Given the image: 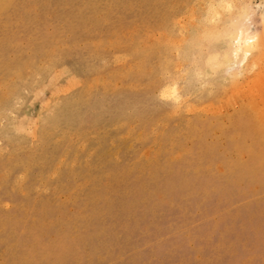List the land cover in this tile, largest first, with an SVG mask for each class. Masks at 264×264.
Masks as SVG:
<instances>
[{"label":"rangeland","instance_id":"rangeland-1","mask_svg":"<svg viewBox=\"0 0 264 264\" xmlns=\"http://www.w3.org/2000/svg\"><path fill=\"white\" fill-rule=\"evenodd\" d=\"M0 264H264V0H0Z\"/></svg>","mask_w":264,"mask_h":264},{"label":"bare ground","instance_id":"bare-ground-1","mask_svg":"<svg viewBox=\"0 0 264 264\" xmlns=\"http://www.w3.org/2000/svg\"><path fill=\"white\" fill-rule=\"evenodd\" d=\"M232 7L233 5L231 1H228V3L226 4V8L230 9ZM231 23L234 24L235 27L233 29H229L226 32L224 38L221 40V46L223 45L224 47L225 45H230L233 54L232 66H237L239 67L238 69L242 70L243 66L245 65V63H247L250 56L253 55V51H259L263 48L262 38L256 31H253L251 29V19L249 18H246L244 20L234 19ZM260 52L261 53L259 54L261 55L262 51ZM175 95L176 97H179L177 93Z\"/></svg>","mask_w":264,"mask_h":264}]
</instances>
